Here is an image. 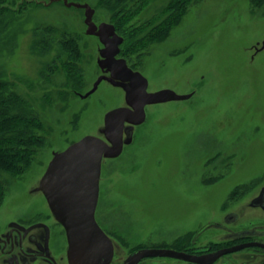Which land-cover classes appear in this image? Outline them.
Segmentation results:
<instances>
[{"label":"rangeland","instance_id":"374dc122","mask_svg":"<svg viewBox=\"0 0 264 264\" xmlns=\"http://www.w3.org/2000/svg\"><path fill=\"white\" fill-rule=\"evenodd\" d=\"M34 1L0 18V82L39 121L33 132L44 143L27 172L5 179L39 186L56 154L85 137L106 140V116L130 108L123 85L137 94L146 80L148 93L188 98L147 106L144 122L126 127L121 155L103 160L98 210L118 230L115 261L137 246L208 233L242 196L260 194L264 1L190 0L165 38L131 53L128 31L141 38L157 28L176 0H129L134 15L119 30L121 7L108 0Z\"/></svg>","mask_w":264,"mask_h":264},{"label":"flooded vegetation","instance_id":"af4514ba","mask_svg":"<svg viewBox=\"0 0 264 264\" xmlns=\"http://www.w3.org/2000/svg\"><path fill=\"white\" fill-rule=\"evenodd\" d=\"M133 126L136 125L125 123L124 137L127 136L126 127L132 129ZM3 174L8 173L0 170V264H71L68 231L51 211L46 196L40 190L41 181L39 186L34 185L29 189L23 183L5 179ZM263 190L264 187L258 195L242 196L246 199L235 209L226 212L222 221H214V228L208 233H195L189 241L178 237L175 241L177 245H164V242H160L144 247L137 246L125 260L115 261L113 252L111 261L105 264H124L133 254L142 250H172L188 256L203 257L230 249L234 251L208 264H264V196L261 195ZM25 197L28 199H23ZM226 206L227 204L223 207ZM98 208L99 199L95 220L115 251L116 238L119 241L118 230L115 231V226H111L110 222V227H106V217L100 218ZM138 264L207 263L204 260L192 263L168 257H149L142 259Z\"/></svg>","mask_w":264,"mask_h":264},{"label":"water","instance_id":"95a60500","mask_svg":"<svg viewBox=\"0 0 264 264\" xmlns=\"http://www.w3.org/2000/svg\"><path fill=\"white\" fill-rule=\"evenodd\" d=\"M140 80L136 78L129 79ZM139 93L123 85L127 93L129 109L110 112L105 120V137H85L65 151L55 155L41 179L40 190L44 193L56 219L67 229L71 245V264L109 263L113 246L95 220L99 199L102 163L105 158L121 155L124 145V125H140L145 120V108L149 105L181 101L180 96L170 89L148 93L147 82ZM122 84V83H121ZM128 138L131 130L125 131ZM264 196V190L261 193ZM234 249L223 250L215 255L188 256L172 250H142L133 254L124 264H138L144 258L168 257L197 263L204 260L212 263ZM105 254V255H104Z\"/></svg>","mask_w":264,"mask_h":264},{"label":"trees","instance_id":"16d2710c","mask_svg":"<svg viewBox=\"0 0 264 264\" xmlns=\"http://www.w3.org/2000/svg\"><path fill=\"white\" fill-rule=\"evenodd\" d=\"M27 0H0V18L8 11H13L12 7L19 2L25 5ZM113 6L120 5L114 19L118 20L117 29L124 26L119 24L125 19L129 20L133 17V10L130 9L129 3L132 0H108ZM190 0H176L167 7V18L152 31L137 38L134 32L128 31L127 39L123 44V51L134 52L137 48H141L146 43L165 38L171 27L180 23L187 13L186 5ZM262 2L264 0H254ZM35 4V1H34ZM131 4V3H130ZM42 5L39 0L38 4ZM26 6V5H25ZM24 6H20L18 11L23 10ZM115 21V20H114ZM145 31V30H144ZM68 44V51L72 53L74 58H78L80 52L75 42L68 40L63 45ZM6 84L0 82V170L12 176L23 175L30 168L31 161L35 155L37 147L44 143L43 138L36 136L34 130L40 129L39 121L30 117L28 112L18 111V99L14 94H5Z\"/></svg>","mask_w":264,"mask_h":264}]
</instances>
